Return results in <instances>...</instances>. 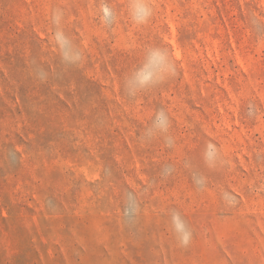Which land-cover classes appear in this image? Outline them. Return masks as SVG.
<instances>
[{"label": "rangeland", "instance_id": "374dc122", "mask_svg": "<svg viewBox=\"0 0 264 264\" xmlns=\"http://www.w3.org/2000/svg\"><path fill=\"white\" fill-rule=\"evenodd\" d=\"M148 3L0 0V264H264V0Z\"/></svg>", "mask_w": 264, "mask_h": 264}, {"label": "clouds", "instance_id": "9594fccd", "mask_svg": "<svg viewBox=\"0 0 264 264\" xmlns=\"http://www.w3.org/2000/svg\"><path fill=\"white\" fill-rule=\"evenodd\" d=\"M134 11H133V21L139 25L146 24L150 18L153 15V9L149 5L148 0H134ZM105 16H110L111 11L107 8H105ZM58 22V17L56 18ZM55 40L56 43L61 50V53L63 55V58L66 61H70L73 59H79V55L73 56L68 51V40L63 36L61 32L55 33ZM154 55H156L161 61L165 62L167 73L174 72V65L169 61V57L166 52H164L161 49H154L153 50ZM138 75L139 85L140 88L137 90H132L129 92V95H135L136 91L143 90L145 87L148 86L150 83V77L148 76H140ZM156 82H159V79H157ZM169 130V122L166 113L163 109H160L156 112L152 119V123L150 127L146 130V136L148 138L153 137L156 133L161 134H167ZM167 139V137H165ZM218 150L216 147L209 143L206 147L205 153H204V159L208 163L209 166H212L214 160L217 158ZM171 228L175 235L177 236V239L181 245L186 246L190 240H191V231L188 229L186 223L182 219L179 212L173 211L171 214Z\"/></svg>", "mask_w": 264, "mask_h": 264}]
</instances>
